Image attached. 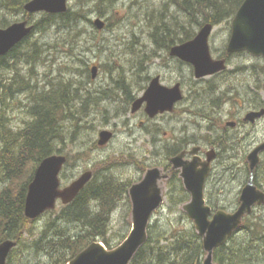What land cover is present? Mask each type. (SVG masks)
Here are the masks:
<instances>
[{
	"label": "rangeland",
	"instance_id": "rangeland-1",
	"mask_svg": "<svg viewBox=\"0 0 264 264\" xmlns=\"http://www.w3.org/2000/svg\"><path fill=\"white\" fill-rule=\"evenodd\" d=\"M93 3L91 0H69V9L74 10L81 4H86L85 7L91 11L86 13V18L81 22L80 29L83 30L84 35L74 47L73 54L69 48L55 49L53 47L54 32L38 33L32 40H38L44 46V60L32 67L21 65L23 73L32 75V86L48 90L62 77L82 83L87 76L85 71L89 69L87 79L93 83H87L84 86L86 90L79 86L78 91L81 102V96L82 98L90 97L89 112L87 115L80 116V128L76 134L73 136V130H68L65 135L66 143L60 145L64 153L71 158L70 165L65 167L62 174L63 187L92 170L97 181L108 178L130 188L132 184L142 179L147 170L146 166L142 165L145 162L150 164L151 168L163 169V163L160 161L167 154L166 148L181 144L186 139L189 141L185 144H194L190 147L209 148L211 140L215 142L220 136L226 137L222 134L226 121L230 120L229 115L240 117L243 112L251 110L258 101L264 100L263 90L256 96L255 90L244 86L243 75L232 76L237 66L254 64L255 60L252 58L236 56L232 58L226 74L198 81L192 66L170 56L163 47L161 36L157 37L158 44L156 43L153 36L156 27L161 25L162 21H165L164 24L168 23L165 27H170L174 38L177 37L176 33H179L177 25L180 27L183 24L193 23L184 11H180L173 5V0H114L112 5L102 7V9L110 8L103 19L108 26H111V29L101 32L94 26V21L100 16L96 10H93ZM8 17L15 22L24 19L22 14L14 18ZM38 19L39 15H35L29 22L34 24ZM231 22L232 19L217 25L214 29L210 38L214 59H219L226 54L225 45L230 36ZM199 29L196 28V32ZM164 32L165 30H162L161 35H164ZM94 66L101 67L96 80L91 79V68ZM120 73L134 85L135 82H143L137 79L139 75L152 77L159 75L167 85L181 82L185 99L171 115L159 116L155 119H149L142 112L133 115L131 103L127 102L122 92L115 90L116 95H112L114 94L112 90L116 87L112 79L116 80ZM233 89L236 90L233 91ZM228 91L229 96H227ZM102 92H107V95H102ZM27 95L29 96L28 93H19L15 100V108L10 111L14 121L12 127L15 130L23 128L22 121L28 119V115L25 114V108L29 104ZM93 101H96V107L92 104ZM79 107L77 105V108ZM203 107L211 115L209 119L197 115L198 111H205ZM141 122L143 125H140ZM72 127L74 128V125ZM103 130L112 131L114 139L108 145L100 147L99 134ZM228 132L229 140L223 149V158L220 160L217 171V179L221 183H213L209 187L207 201L218 210L234 212L239 207L241 192L250 179L246 157L256 144L264 140V120L256 128L247 127L235 131L228 130ZM258 179L260 189L264 191V154L259 173L255 176V185ZM5 186L6 183L0 172V192ZM162 188L166 196L165 204L154 216L152 225L156 226L155 229L163 235L166 232L170 234V231L176 232V230L194 227L193 222L183 210V207L191 201V197L185 190L179 175L175 180L162 185ZM220 189L224 191L217 193L216 191ZM217 194L220 195V201H217ZM129 203L124 193L117 210L112 215L108 236L112 248L121 245L131 232L132 204L130 200ZM64 207L59 203L54 211L46 213L29 226L27 228L29 233L23 237L25 246L39 238L45 232L46 226L53 222L58 227H63L61 230L67 232L69 236L79 235L80 225H69L58 220ZM252 216H254L252 218L254 223L264 227V206L257 208ZM245 235L246 232L240 234L239 239ZM49 237L50 240L53 239L54 232H51ZM162 244L165 243L162 242ZM25 246L24 249L19 247L13 252L10 264L50 263V258L44 256L45 254H39Z\"/></svg>",
	"mask_w": 264,
	"mask_h": 264
},
{
	"label": "trees",
	"instance_id": "trees-1",
	"mask_svg": "<svg viewBox=\"0 0 264 264\" xmlns=\"http://www.w3.org/2000/svg\"><path fill=\"white\" fill-rule=\"evenodd\" d=\"M30 1L32 0H0V28H7L15 23L8 16L14 18L22 14L24 15L23 20L31 21L34 16H29L24 11L25 5ZM91 1L94 2L95 9L93 10H96L100 17L107 15L108 9L110 11V8L102 9V7L114 3V0ZM173 2V5L177 6L180 11H184V14L193 23L183 24L180 27L177 25L179 33H176V38L172 36L170 27L167 26L169 30L165 27L168 24H164L165 21L156 27L153 37L158 44L157 37L161 36L163 47L167 51L175 44L192 39L196 35V28L199 29L205 24L216 26L233 19L244 0H173ZM85 12L91 11L86 9L85 4H81L79 8L69 9L64 14H39V19L35 22L37 25L34 23V32L11 50L7 56L0 58V66L3 65L0 67V172L6 183L0 192V242L7 239L17 240L18 248L25 245L23 237L29 233L27 228L34 223L25 217L24 209L28 186L34 178L36 169L44 159L54 154L68 157L60 145L66 143L65 135L68 130H73V136L76 134L80 128V116L88 114L89 102H91L89 96L86 98L81 96V102L78 94L80 87L86 90L84 86L88 82L91 83L87 79L89 69L85 71L87 76L85 80H82V83L62 77L49 90H46L32 86V75L23 73L21 65L32 67L43 61L44 46L40 41L32 40L33 36L38 33L54 32L55 44L53 47L55 49L69 48L73 54L74 47L84 35L80 26L82 20L86 18ZM107 29H111V26H108ZM162 30H165V34L162 33L164 35H161ZM21 49L24 50V53ZM112 80L116 86L112 90L114 93L112 95H116L115 90L120 91L127 102L131 103V90L127 86L128 80L124 74L120 73L116 80ZM24 91L34 98L29 97L30 102L25 110V114L28 113L29 116L24 122V127L15 130L10 125L13 120L10 110L14 109L16 97L19 93H26ZM102 95H107V92H102ZM92 104L94 107L97 106L96 101H93ZM77 105L80 107L77 108ZM197 115L206 119L211 117L206 110L198 111ZM70 121L74 128L68 124ZM68 125L70 127H67ZM188 141L186 139L181 144L166 148V156L172 157L179 154L184 150L186 147L184 145ZM70 163L71 158L68 157L66 166ZM163 166L165 165L163 164ZM168 169L170 166H167ZM177 175L178 172H173L171 181L175 180ZM96 178H93L72 204L62 209L58 218L69 225H80L81 233L77 236H69L67 232L61 230L63 227H58L53 222L48 224L45 232L28 246L30 250H35L39 254L43 253L44 256L50 258V263L47 264H68L90 244L97 241L102 242L108 249H112L111 241L108 239L112 215L117 210L124 193L128 197L129 186L108 178L99 181ZM259 183L258 179L256 186L261 188ZM185 195L187 194L185 193ZM253 217L245 219L242 231L232 237L227 245L214 251V261L217 264H264V227L254 223ZM155 225H157L156 222ZM155 227L149 226L148 241L130 264L203 263L206 253L203 249L202 238L193 226L190 229L176 230V232L174 230L170 231V234L166 232L163 235ZM51 232H54V238L50 240ZM244 232L246 235L239 239V235ZM165 235L168 237H164ZM13 252L9 257L8 264L11 263Z\"/></svg>",
	"mask_w": 264,
	"mask_h": 264
},
{
	"label": "water",
	"instance_id": "water-1",
	"mask_svg": "<svg viewBox=\"0 0 264 264\" xmlns=\"http://www.w3.org/2000/svg\"><path fill=\"white\" fill-rule=\"evenodd\" d=\"M69 0H32L24 7L30 15L64 14L68 11ZM99 31H103L106 23L101 18L94 22ZM34 30L27 21L17 22L7 28H0V58L6 56L16 46L22 43ZM213 26L205 25L198 35L185 44L175 46L170 56L178 58L194 67L195 77L202 79L213 76L227 69L226 61L213 60L209 38ZM229 54L248 51L254 56L264 58V0H245L232 24V35L228 44ZM98 68H92V79H96ZM181 86L173 88L161 85L160 78L152 80L144 96L137 99L132 105V113H137L145 102L146 113L150 118L160 114L173 113L176 104L183 101ZM264 116V109L260 112L249 113L245 121L255 122ZM98 144L100 147L108 145L114 134L103 130ZM200 147L194 148L190 154L196 156ZM264 152V143L248 155L251 177L240 197L239 208L230 213L218 210L214 213L205 199V185L211 171L214 155L208 154V161L200 164L195 158L192 162L184 161L185 153L173 157L170 162L173 171L180 170L186 191L191 201L183 207L188 218L193 222L195 229L203 240V248L207 257L203 264H215L213 253L224 246L229 239L243 227V220L253 213L255 207L264 205V192L253 181L254 172L261 162V153ZM215 153V152H214ZM67 158L54 154L44 159L37 168L33 181L28 186L24 214L29 220H37L48 211L56 209L59 202L67 206L75 201L82 190L93 179V172H86L69 186L62 187L61 172ZM168 179V174L159 168L148 170L144 178L134 184L129 190L132 203V229L126 240L116 249L109 250L101 242H94L79 253L68 264H130L135 255L148 241V228L154 214L164 204L162 185ZM18 243L6 240L0 243V264H7L11 251Z\"/></svg>",
	"mask_w": 264,
	"mask_h": 264
},
{
	"label": "flooded vegetation",
	"instance_id": "flooded-vegetation-1",
	"mask_svg": "<svg viewBox=\"0 0 264 264\" xmlns=\"http://www.w3.org/2000/svg\"><path fill=\"white\" fill-rule=\"evenodd\" d=\"M231 35H232V22H231L230 36H229V39H228V41H227V43L225 45L226 54L224 56L220 57L219 59H216V60L224 59L227 62L228 69H229V66L231 64L232 58H234L236 56H240L241 58H252L253 60H255V63L250 65V66H247V65L237 66V68L235 70H233L232 76L243 75L242 76V82H243L244 86H246L247 89L249 88L250 90H255V95L258 96L259 92L264 89V58L263 57L253 56L251 53H249L247 51L240 52V53H237V54H228L227 48H228V44H229ZM226 72L220 73L218 75H215L212 78L217 77V76H222V75L226 74ZM137 75H139V73H137ZM156 77L160 78L161 85H163L165 87L173 88V87H175L176 85L179 84L181 86V89L183 90V84L181 82H174V83H171V84L167 85L165 83V81L161 78V76H159V75L154 76V77H152L150 75H147V76L139 75V77L137 79H140V81H143L142 83L135 82V85H134L131 81L127 82V86L131 90V97H132V100L130 99L131 100V106L138 98L144 96V94L147 91V89L149 88L152 80L154 78H156ZM247 85H248V87H247ZM235 90L236 89H233V91H235ZM262 92H263V96H264V91H262ZM139 93H141V95H139ZM229 94L230 93L228 91L227 92V96H229ZM146 107H147V102H145L143 104L142 109H140L135 114H139L141 112L146 114V111H145ZM263 109H264V100L263 101L260 100L253 106V108L251 110H249L248 112H243V114H241L240 117H231V115H229L230 120L226 121V126L223 127V134H222V135H226V137L225 136H220L217 140L218 141L220 139L221 140L219 141V143L217 142V144H215V142L213 140H211L210 143H209V146H210L209 148H207V147L204 148V147H200L199 146L200 147V151L198 152V154L196 156L190 154L191 150L193 148H195V147L186 146V148H184V150H182L180 152L181 154L182 153L186 154L185 157H184V161L192 162L196 158L199 161L200 164H203V163L208 161V154L209 153H211L210 155H214L215 156L214 157V161L211 164V171H210L209 177H208V179L206 181V185H205V187H206V191H205L206 197L208 196V194L210 192L209 187L213 183H215V184H220L221 183L217 179V171H218V165L220 164V160L223 158V149L226 147V145L228 143V140H229V137H228L229 132H228V130L235 131V130H238V129H241V128H247V127L256 128L261 123V121L264 120V117L259 118V119L257 118L254 123L253 122H246L245 121V117L250 112H259V111H261ZM135 114H133V115H135ZM140 125H143V122H141ZM262 142H264V140ZM262 142L256 144L255 147L252 148V150L255 149L257 146H259ZM165 148H166V146H165ZM263 154L261 155V158H262ZM172 158L173 157H167L165 155L163 157V159L160 161L161 163L165 164V167L163 168V170L169 172L170 181H171V175H172L173 172L170 171L171 169L166 170V168L170 164V160ZM246 160H247V157H246ZM142 165L146 166L147 170L150 168V164H147L146 162H145V164H142ZM247 165H248V169H249V172H250V175H251V171H250V167H249L248 161H247ZM260 166H261V164H259V166L256 168V170L254 172V180H255V176L259 173ZM180 173L181 172H178L179 177H180ZM180 179H181V177H180ZM223 191H224V189L223 190L220 189V190H218L216 192L218 193V192H223ZM241 194H242V192H241ZM213 195H214V192H213ZM219 196L220 195H218L217 201L221 200L219 198ZM239 203H240V198H239ZM214 211H217V209L215 208Z\"/></svg>",
	"mask_w": 264,
	"mask_h": 264
},
{
	"label": "bare ground",
	"instance_id": "bare-ground-1",
	"mask_svg": "<svg viewBox=\"0 0 264 264\" xmlns=\"http://www.w3.org/2000/svg\"><path fill=\"white\" fill-rule=\"evenodd\" d=\"M84 1H85V0H84ZM141 4H142V3H141ZM85 5H86V4H85ZM89 5H90V4H89ZM86 9H87V8H86ZM94 9H95V8H94ZM88 10H89V9H88ZM85 13H86V12H85ZM87 13H88V12H87ZM40 19H42V18H40ZM80 20H81V19H80ZM82 22H83V21H82ZM33 23H34V22H33ZM35 24H36V23H35ZM36 25H37V24H36ZM82 27H83V26H82ZM36 30H37V29H36ZM84 30H85V29H84ZM48 31H49V30H48ZM38 32H39V31H38ZM31 43H32V42H31ZM21 51H22V49H21ZM23 51H24V50H23ZM23 51H22V52H23ZM44 52H45V51H44ZM23 53H24V52H23ZM34 55H35V54H34ZM26 56H27V55H26ZM43 56H44V55H43ZM45 57H46V56H45ZM21 58H22V56H21ZM23 58H25V57L23 56ZM36 58H37V57H36ZM53 58H54V57H53ZM43 60H44V59H43ZM20 61H21V59H20ZM32 61H33V60H32ZM33 62H34V61H33ZM22 63H23V61H22ZM36 63H37V62H36ZM39 63H40V62H39ZM37 64H38V63H37ZM5 65H6V64H5ZM5 65H4V66H5ZM7 65H8V64H7ZM0 67H3V65L0 66ZM31 70H32V69H31ZM4 71H5V70H4ZM4 71H3V72H4ZM8 72H9V71H8ZM4 73H5V72H4ZM12 73H13V72H12ZM88 83H89V82H88ZM84 84H85V83H84ZM101 87H102V86H101ZM24 88H25V87H24ZM85 88H86V87H85ZM20 89H21V88H20ZM83 89H84V88H83ZM83 89H82V90H83ZM101 89H102V88H101ZM27 90H28V89H27ZM46 90H47V89H46ZM15 91H16V90H15ZM17 91H18V90H17ZM100 91H101V90H100ZM19 92H20V91H19ZM22 92H23V91H22ZM24 92H26V91H24ZM30 92H31V94H32V91H30ZM15 93H16V92H15ZM26 93H27V92H26ZM27 96H28V95H27ZM30 96H32V95H30ZM30 96H28V97H30ZM101 96H102V95H101ZM9 97H11V96H9ZM17 97H18V96H17ZM23 97H24V96H23ZM26 98H27V97H26ZM32 98H34V96H32ZM32 98H31V99H32ZM31 99H30V100H31ZM96 99H97V98H96ZM27 100H28V99H27ZM27 100H26V102H27ZM17 101H18V100H17ZM31 101H32V100H31ZM18 102H19V101H18ZM28 102H30V101H28ZM105 102H106V101H105ZM108 102H109V101H108ZM108 102H107V103H108ZM10 104H11V103H10ZM14 104H15V103H14ZM105 104H106V103H105ZM12 105H13V104H12ZM15 105H16V104H15ZM30 105H31V104H30ZM23 107H24V106H23ZM31 107H32V106H31ZM9 108H10V107H9ZM13 108H15V106H14ZM28 108H29V107H28ZM25 109H26V108H25ZM11 110H12V109H11ZM11 110H10V111H11ZM22 110H23V109H22ZM27 111H28V110H27ZM27 111H26V112H27ZM15 112H16V111H15ZM15 112H14V113H15ZM22 112H23V111H22ZM12 113H13V112H12ZM21 114H22V113H21ZM27 114H28V113H27ZM28 116H29V115H28ZM21 117H22V116H21ZM11 118H12V117H11ZM15 118H17L16 115H15ZM11 121L14 123L13 120H11ZM11 121H10V122H11ZM12 122H11L10 125H12ZM22 122L24 123L25 120L22 121ZM14 126H15V125H14ZM18 127H19V126H18ZM19 128H20V127H19ZM224 139H225V138H224ZM220 140H221V139H220ZM220 140H219V141H220ZM219 141H218V140H217V141L215 140V142H218V143H219ZM223 141H224V140H223ZM223 141H222V142H223ZM223 143H224V142H223ZM81 152H82V151H81ZM103 163H104V162H103ZM262 172H263V171H262ZM106 173H107V172H106ZM248 173H249V172H248ZM99 175H100V174H99ZM99 175H98V176H99ZM242 175H243V174H242ZM246 175H247V174H246ZM117 178H118V177H117ZM102 182H103V181H102ZM122 182H124V181H122ZM99 183H100V182H99ZM95 185H96V184H95ZM256 239H257V238H256ZM256 239H255V240H256ZM261 239H262V238H261ZM253 240H254V239H253ZM247 242H248V241H247ZM251 243H252V242H251ZM24 244H25V243H24ZM249 245H250V244H249ZM22 246H23V243H22ZM24 246H25V245H24ZM24 246H23V249H24ZM28 246H29V245H28ZM28 246H27V247H28ZM33 246H34V245H33ZM243 246H244V245H243ZM27 247H25V248H27ZM247 248H248V247H247ZM29 249H30V248H29ZM251 249H252V248H251ZM261 262H262V260H261ZM259 264H260V263H259ZM261 264H262V263H261Z\"/></svg>",
	"mask_w": 264,
	"mask_h": 264
}]
</instances>
